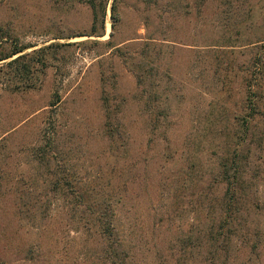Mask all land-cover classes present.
I'll return each instance as SVG.
<instances>
[{"label":"rangeland","instance_id":"374dc122","mask_svg":"<svg viewBox=\"0 0 264 264\" xmlns=\"http://www.w3.org/2000/svg\"><path fill=\"white\" fill-rule=\"evenodd\" d=\"M17 48L35 85L0 90V264H104L83 185L115 204L133 264H201L217 156L246 153L248 89L264 106V0H0V57ZM253 131L264 201V118ZM246 219L261 244L231 236L225 264H264Z\"/></svg>","mask_w":264,"mask_h":264},{"label":"trees","instance_id":"16d2710c","mask_svg":"<svg viewBox=\"0 0 264 264\" xmlns=\"http://www.w3.org/2000/svg\"><path fill=\"white\" fill-rule=\"evenodd\" d=\"M90 3L92 4V2ZM25 49L17 48L0 57V61H3L18 55L6 62L5 67H0V90L14 93L33 88L35 85L33 80L24 78L28 77L34 70L33 63L27 59L29 54H21ZM257 70L264 71V64L259 66ZM23 75L25 76L22 77ZM248 76V87L254 89L256 84L252 82V74ZM252 94L254 91L250 92L248 89L245 95L246 116L242 120L243 139L247 138L246 153L239 156L234 149L232 151L227 150L224 154L217 156L216 174L213 176V180L216 184L224 185V193L212 207L214 224L210 225V228L198 237L199 245L196 247H200L201 241L206 246V255L200 258L201 264H225L228 260L225 256L228 248H230L231 236L233 238L240 236L241 240L236 248L242 249L245 246L250 254H253L261 244L258 238L260 227H262L260 222L255 221L253 228L250 229L246 219L248 216H252L256 220H264V201L257 197L256 191L258 175L256 169H253L252 161H250V145L255 139L253 129L256 121H261L264 118V106H261L259 99H252L251 97H255ZM144 101L147 103L148 100L145 99ZM106 127L107 130L111 131L110 126ZM107 134L111 136L110 133ZM64 184L62 182L61 186ZM69 196L84 206L82 209L73 208L75 212L78 210L84 221L83 227L93 230L102 240L104 264H133L130 256L132 247L126 240V233H122V226L119 224L114 209L115 204L110 203L109 195L102 193L101 196L99 194L97 196L94 194V189H88L86 185H83L80 191L71 193ZM121 198L122 194L120 195ZM181 249H185V246H182ZM219 252H224V257H221ZM24 258L28 257L25 256ZM186 258H192V256H182L175 261V264H180Z\"/></svg>","mask_w":264,"mask_h":264}]
</instances>
